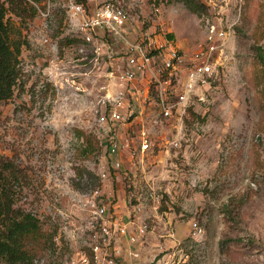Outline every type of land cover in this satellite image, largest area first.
Masks as SVG:
<instances>
[{"label":"rangeland","instance_id":"1","mask_svg":"<svg viewBox=\"0 0 264 264\" xmlns=\"http://www.w3.org/2000/svg\"><path fill=\"white\" fill-rule=\"evenodd\" d=\"M92 1L99 6L106 0ZM111 1L129 12L131 39L163 45L151 54L159 68L171 47L189 60L205 42L201 14L183 2ZM244 1L225 76L189 109L180 147L171 144L178 122L161 115L153 85H146L149 74L135 94L109 77L117 44L104 38L108 47L96 62L94 45L72 26L70 0H43L26 21L8 13L12 38L26 44L14 96L0 103V156L28 174L16 206L41 220L42 237L31 245L35 264H65L89 241L92 209L105 205L113 214L109 202L119 198L131 209L125 219L133 229L146 225L148 234L164 239L162 228L187 227L175 248L149 264L176 249L189 264H264V72L255 52L264 49V0ZM49 2L51 14L44 16ZM107 95L123 96L124 121L101 120L111 107ZM111 136L123 145L115 156ZM195 222L202 236L193 235Z\"/></svg>","mask_w":264,"mask_h":264},{"label":"built area","instance_id":"2","mask_svg":"<svg viewBox=\"0 0 264 264\" xmlns=\"http://www.w3.org/2000/svg\"><path fill=\"white\" fill-rule=\"evenodd\" d=\"M203 1L209 8L208 14L202 16L206 31L204 44L189 60L184 59L171 47L161 68L156 66L157 56L151 54L163 45H157V39L150 41L148 45H144V41L131 39L128 31L130 14L121 2L106 0L89 10L84 4L70 0L68 6V14L77 36L94 45L96 62L103 54V47H108L104 38L117 44L118 57L111 61L113 69L108 74L109 77L118 78L126 91L135 94L139 81L149 74L146 85H153L161 115L165 118H175L178 122L179 129L171 141L175 147H180L186 139L181 127L189 109L204 101L214 83L225 76L231 58L230 41L241 22L244 0ZM51 11L52 4L49 2L42 14L49 16ZM111 57L113 56L109 55V58ZM182 65L183 71L180 70ZM74 86L80 89L76 82ZM122 93L124 94V91ZM107 98L111 107L101 116V120L107 124L124 121L125 116L120 111L125 105L123 96L107 95ZM122 148L121 141L116 136H111L110 155H118ZM148 148L149 142L143 132L141 152L145 153ZM115 165L119 167L121 163L117 161ZM191 229L194 236L204 234V229L197 222L193 223ZM88 230L89 241L85 248L79 250L65 264H117V258L122 252L121 241L127 238L131 243H137L139 238L147 233L146 225H140L133 232L130 231L128 223L121 222L105 205L92 209ZM132 254L135 257L139 255L136 251ZM162 264L189 263L187 258L180 255V250L176 249L164 258Z\"/></svg>","mask_w":264,"mask_h":264},{"label":"trees","instance_id":"3","mask_svg":"<svg viewBox=\"0 0 264 264\" xmlns=\"http://www.w3.org/2000/svg\"><path fill=\"white\" fill-rule=\"evenodd\" d=\"M42 1L0 0V103L14 96L22 72V46L26 44V40L12 38L11 23L7 15L10 12L23 21L33 19L38 12L36 4ZM76 1L88 7L89 0ZM171 1L183 2L190 11L201 16L209 12L203 0ZM166 37L174 39L171 33ZM255 52L264 72V49L256 46ZM86 171L90 178L96 177L94 172ZM77 173L82 175V172ZM27 177L26 170L13 158L0 156V264H35L36 255L31 245L39 242L42 237L41 220L32 212L16 206L21 190L18 188ZM96 178L101 185L100 179Z\"/></svg>","mask_w":264,"mask_h":264},{"label":"crops","instance_id":"4","mask_svg":"<svg viewBox=\"0 0 264 264\" xmlns=\"http://www.w3.org/2000/svg\"><path fill=\"white\" fill-rule=\"evenodd\" d=\"M94 3L92 0L88 2L89 10L94 9ZM143 156V155H142ZM118 195V194H117ZM119 198V196H118ZM123 199H118L115 203L113 200L109 202V206L113 214L121 221L128 223L130 231H134L133 229V221H126L125 216L129 212L131 213V209L126 205H124ZM140 211L142 210L141 206H137ZM136 207V208H137ZM137 209V210H139ZM136 210V209H135ZM128 216V215H127ZM123 218V219H122ZM186 228L182 223L175 225L174 230H167V228H162L164 235V239L158 238V233L155 231L148 234V232L139 238L137 243H131L127 238H124L121 241L122 252L118 256L117 264H149V262L153 261L152 257L157 255V253L163 251L164 249H168L170 247H176L178 242L182 240L186 234ZM191 232V230H190ZM148 234V236H146ZM142 242V243H141ZM138 252V257H135L132 252ZM169 253H165L162 258L158 259L154 264H162L164 258L167 257ZM102 264V263H101Z\"/></svg>","mask_w":264,"mask_h":264}]
</instances>
